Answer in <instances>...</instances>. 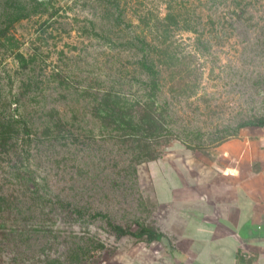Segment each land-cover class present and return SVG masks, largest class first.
I'll use <instances>...</instances> for the list:
<instances>
[{
  "label": "rangeland",
  "instance_id": "1",
  "mask_svg": "<svg viewBox=\"0 0 264 264\" xmlns=\"http://www.w3.org/2000/svg\"><path fill=\"white\" fill-rule=\"evenodd\" d=\"M171 1L189 6L193 30L181 21L159 39L154 20ZM137 36L160 47L159 40L169 39L167 49L177 57L161 65L163 58L152 54L163 70L157 101L176 135L162 156L220 145L239 122L264 114V0H0V112L17 103L40 135L50 126L30 146L43 198L0 206V264L131 263L140 242L116 238L105 218L89 213L132 229L134 219L150 225L158 209L147 162L133 164L90 111L105 90L132 100L147 89ZM16 50L33 59L27 70L19 69ZM188 66L194 72L187 74ZM22 81L30 84L24 95ZM6 152L0 147V188L13 184L19 191L9 177L17 161Z\"/></svg>",
  "mask_w": 264,
  "mask_h": 264
},
{
  "label": "crops",
  "instance_id": "2",
  "mask_svg": "<svg viewBox=\"0 0 264 264\" xmlns=\"http://www.w3.org/2000/svg\"><path fill=\"white\" fill-rule=\"evenodd\" d=\"M185 149L147 162L163 236L140 242L130 264H264V125Z\"/></svg>",
  "mask_w": 264,
  "mask_h": 264
},
{
  "label": "trees",
  "instance_id": "3",
  "mask_svg": "<svg viewBox=\"0 0 264 264\" xmlns=\"http://www.w3.org/2000/svg\"><path fill=\"white\" fill-rule=\"evenodd\" d=\"M172 2L167 5L166 14L162 18L156 17L154 20V26L156 27L159 39L165 37V34L169 32V27L179 26L181 21L183 22L184 27L182 28L184 30H193L192 24L186 18L187 13L190 11L189 6L180 5L178 7V5L172 4ZM180 10L185 11L180 13ZM118 17L120 19L119 15ZM15 18L20 17L16 16L13 20ZM165 40H159L160 44L163 45V47H160L154 42L152 44L150 41H147L145 37L137 36L135 38L136 48L142 52L139 65L149 79L146 82L147 85L145 84V88L147 89L141 96L130 100L124 94L108 89L99 93V96L94 98L97 104L94 103L90 111L93 122L99 124L100 132L107 139L114 140L119 146H122L125 152L130 153L132 163L136 165L160 158L163 150L168 146L171 136H176L166 121V109L162 108L163 105L157 101V92L162 87L163 70L158 68V63L152 57V54L155 52L158 58H163L159 60V64L161 65H165L168 58L174 61L177 59L176 55L172 52L169 53L170 51L167 49L166 42L169 39ZM196 41L198 42L197 39ZM13 55L17 59L19 69L27 70L30 64L33 63V59L30 56H25L19 50L14 51ZM166 67L170 68L171 66L166 65ZM185 72L189 74L194 71L191 69V66H188ZM21 85L20 94L24 95V91L25 93L28 92L30 84L22 81ZM18 112L19 106L17 103H15V106H10L9 113L4 114L0 112L2 115L0 117V147L7 148L6 153H11L17 161V166L9 177L12 178L19 190L15 191L14 188L16 187H13V184H4V186H7V189L3 191V187L0 188V206L1 204L3 206L9 205L14 200H21L22 197L23 201L25 199L43 198L40 193L42 185L38 183L29 165V158L32 152L30 146L34 139H38L37 137L40 133L37 132L32 123L26 120L22 113ZM250 125H264V114L242 120L238 123L237 129L235 128L228 135L233 136L239 128ZM49 127H43L41 135L46 134L49 131ZM221 140L223 141L224 139L221 138ZM135 166L132 167L131 164H128L125 169L128 168L136 171ZM55 202L63 208H70V211L76 212L79 215H82L84 212L82 206H73L68 201L58 199ZM89 216L91 218L97 216L105 218L108 227L116 238L128 235L133 237L135 242L150 245L153 242L161 241L163 236L152 223L149 225L140 219H134L131 222L136 226L135 229H132L131 224L123 226L115 223L100 211L90 212ZM96 246L103 247V243H97ZM80 254L81 252L79 251L77 256ZM42 264L65 263L57 258H47ZM96 264L102 263L96 261Z\"/></svg>",
  "mask_w": 264,
  "mask_h": 264
}]
</instances>
